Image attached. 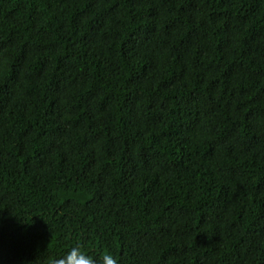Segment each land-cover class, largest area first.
<instances>
[{
    "label": "trees",
    "instance_id": "16d2710c",
    "mask_svg": "<svg viewBox=\"0 0 264 264\" xmlns=\"http://www.w3.org/2000/svg\"><path fill=\"white\" fill-rule=\"evenodd\" d=\"M74 247L264 264V0H0V264Z\"/></svg>",
    "mask_w": 264,
    "mask_h": 264
},
{
    "label": "clouds",
    "instance_id": "9594fccd",
    "mask_svg": "<svg viewBox=\"0 0 264 264\" xmlns=\"http://www.w3.org/2000/svg\"><path fill=\"white\" fill-rule=\"evenodd\" d=\"M73 257H78V264H94V262L90 259L85 257L79 250L78 247H74L71 251L67 254L66 258L60 260H54L52 264H72ZM102 264H116V261L110 256L106 255L103 257Z\"/></svg>",
    "mask_w": 264,
    "mask_h": 264
}]
</instances>
